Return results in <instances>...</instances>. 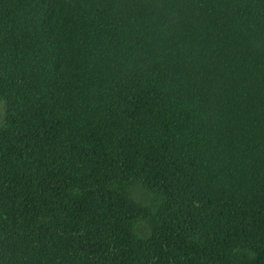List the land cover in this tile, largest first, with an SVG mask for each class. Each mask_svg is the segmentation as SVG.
Masks as SVG:
<instances>
[{"label":"trees","instance_id":"1","mask_svg":"<svg viewBox=\"0 0 264 264\" xmlns=\"http://www.w3.org/2000/svg\"><path fill=\"white\" fill-rule=\"evenodd\" d=\"M0 264H264V0H0Z\"/></svg>","mask_w":264,"mask_h":264},{"label":"rangeland","instance_id":"2","mask_svg":"<svg viewBox=\"0 0 264 264\" xmlns=\"http://www.w3.org/2000/svg\"><path fill=\"white\" fill-rule=\"evenodd\" d=\"M2 114H3V109H2V106L0 104V117L2 116Z\"/></svg>","mask_w":264,"mask_h":264}]
</instances>
